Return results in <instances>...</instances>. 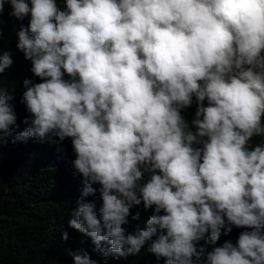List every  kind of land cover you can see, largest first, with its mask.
Here are the masks:
<instances>
[{
	"label": "clouds",
	"instance_id": "obj_1",
	"mask_svg": "<svg viewBox=\"0 0 264 264\" xmlns=\"http://www.w3.org/2000/svg\"><path fill=\"white\" fill-rule=\"evenodd\" d=\"M6 3L30 17L16 48L42 81H23L17 139L71 138L83 180L68 226L105 257L148 244L165 264H264V0H0V39ZM12 63L0 50V148L17 120ZM96 192L99 209L84 201ZM141 203L154 213L126 233ZM233 226L251 231L206 251Z\"/></svg>",
	"mask_w": 264,
	"mask_h": 264
},
{
	"label": "trees",
	"instance_id": "obj_2",
	"mask_svg": "<svg viewBox=\"0 0 264 264\" xmlns=\"http://www.w3.org/2000/svg\"><path fill=\"white\" fill-rule=\"evenodd\" d=\"M26 2L31 6L30 0ZM58 3L63 6L62 0H58ZM10 11V5L6 3L2 15L3 37L0 39V50L8 52L13 63L2 74V85L12 96L11 103L17 120L11 133L4 137L5 143L0 148V264H74L70 253L79 252H87L96 264H165L163 258L157 260L147 252L148 244L136 255L117 257L109 254L105 257L94 250L95 245L90 237L68 226L71 212L77 206L84 187L82 177L73 174L72 161L75 153L71 138H65L63 142L53 138L44 143L32 138L17 139L18 134L28 126L23 120L26 117L31 119V114L21 103L22 94L26 90L23 81H42L31 73V61L25 60L23 53L16 48V32L21 25L27 26L30 17L18 21L9 15ZM64 78L68 79L67 75ZM204 103L207 106V101ZM195 110L196 105L193 103L182 112L189 124L195 118ZM191 130L195 131L194 128ZM260 140L261 137H254L250 143L254 145ZM148 178L146 174L144 181ZM93 187L99 188V185ZM84 201L95 202L97 209L102 203L98 192L84 197ZM130 211L132 215L137 212L140 215L137 220H132L131 215L128 217L129 224L123 226L126 233H131L137 225L144 228L147 219L154 213V206L145 210L141 203L133 206ZM163 214V211L159 213ZM243 231L251 229L233 226L227 235L222 230L215 245L209 237L206 251L221 246L225 241H231L235 245ZM65 232L68 234L66 240L62 238ZM203 245L204 240L197 243L198 248ZM101 247L106 250L109 245L101 242ZM193 264H203V261L193 258Z\"/></svg>",
	"mask_w": 264,
	"mask_h": 264
}]
</instances>
